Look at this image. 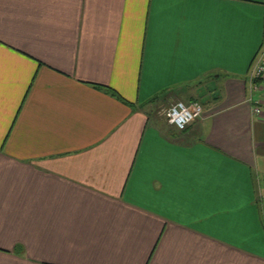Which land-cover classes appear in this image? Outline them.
I'll return each mask as SVG.
<instances>
[{
  "label": "crops",
  "instance_id": "obj_1",
  "mask_svg": "<svg viewBox=\"0 0 264 264\" xmlns=\"http://www.w3.org/2000/svg\"><path fill=\"white\" fill-rule=\"evenodd\" d=\"M263 45L264 0H0V264H264Z\"/></svg>",
  "mask_w": 264,
  "mask_h": 264
},
{
  "label": "built area",
  "instance_id": "obj_2",
  "mask_svg": "<svg viewBox=\"0 0 264 264\" xmlns=\"http://www.w3.org/2000/svg\"><path fill=\"white\" fill-rule=\"evenodd\" d=\"M259 77H264V45L250 71L251 81ZM259 110V108H256V112H259ZM203 114V105L198 100L189 102L178 100L172 103L165 111L167 121L179 130H185L192 122L201 118ZM259 195L260 198L264 199V188H260Z\"/></svg>",
  "mask_w": 264,
  "mask_h": 264
},
{
  "label": "trees",
  "instance_id": "obj_3",
  "mask_svg": "<svg viewBox=\"0 0 264 264\" xmlns=\"http://www.w3.org/2000/svg\"><path fill=\"white\" fill-rule=\"evenodd\" d=\"M256 79H257V78H256ZM256 79H255V80H256ZM259 79H260V78H259ZM259 79H258V80H259ZM258 80H257V81H258ZM96 86H98L99 88L105 90L106 92L110 93L111 95H113V96H115V97H118L119 99L125 101V99H124L122 96H120L119 93H118L115 89H113L112 87H107V86H105V85H96ZM129 103H130V102H129ZM21 248H22L21 246H17V249H18V250L21 249Z\"/></svg>",
  "mask_w": 264,
  "mask_h": 264
},
{
  "label": "rangeland",
  "instance_id": "obj_4",
  "mask_svg": "<svg viewBox=\"0 0 264 264\" xmlns=\"http://www.w3.org/2000/svg\"><path fill=\"white\" fill-rule=\"evenodd\" d=\"M178 100H183V101H185V99H174V98H172L171 100L169 99L164 105H165V107H164V110H162L161 111V113H162V117L164 118V119H166V116H165V111H166V109L172 104V103H174V102H176V101H178ZM166 121H167V119H166ZM168 122V121H167ZM169 123V122H168ZM170 124V123H169Z\"/></svg>",
  "mask_w": 264,
  "mask_h": 264
}]
</instances>
